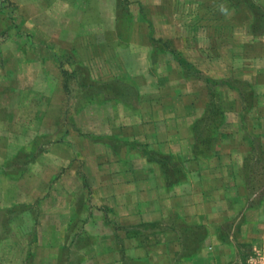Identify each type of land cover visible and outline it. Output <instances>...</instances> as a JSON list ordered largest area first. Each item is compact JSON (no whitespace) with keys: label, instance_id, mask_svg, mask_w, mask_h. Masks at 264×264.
<instances>
[{"label":"crops","instance_id":"crops-1","mask_svg":"<svg viewBox=\"0 0 264 264\" xmlns=\"http://www.w3.org/2000/svg\"><path fill=\"white\" fill-rule=\"evenodd\" d=\"M9 1L41 7L17 29L45 24V67L4 58L22 81L45 69V98L16 115L0 94V211L43 222L10 227L0 264H229L264 238V0ZM10 68L0 90L40 85Z\"/></svg>","mask_w":264,"mask_h":264},{"label":"rangeland","instance_id":"rangeland-1","mask_svg":"<svg viewBox=\"0 0 264 264\" xmlns=\"http://www.w3.org/2000/svg\"><path fill=\"white\" fill-rule=\"evenodd\" d=\"M26 13V14H25ZM119 13H122L124 16V21L126 19L130 20L131 16L126 14V8L124 6V3H121L119 6ZM41 14V7H39V2L36 1V3L33 4V7L28 10V12H25L24 9H20L17 4H14L10 2L9 0H0V18L9 20V26L5 28L1 35H0V68L4 69L6 67L10 68V63L5 57V54H14L17 50H25L28 52L29 55H32L33 57L28 58L26 60L30 62H41L43 61V66L45 67V24H40V26H37V30H35V34H27L25 32H22L20 27L23 28L24 26V20L25 15H29L30 17H33L35 21H42L40 18ZM261 12H258V15H261ZM24 16V19H23ZM259 20V17H258ZM263 21V20H261ZM20 26V27H19ZM18 28V29H17ZM18 34V35H15ZM15 36L21 38H16L15 44L10 45V47L6 46L5 48H2L5 41L9 39V37ZM51 51V50H50ZM25 60V59H24ZM58 60V58H57ZM72 63V62H70ZM50 63H47V66ZM68 67L72 64H69L67 61ZM51 66V65H49ZM66 69L67 66H65ZM44 69V68H43ZM10 77L14 75L15 81L17 82L18 86H27L29 83H37L40 85L35 86V88H29L28 90H18V91H9V90H0L1 97L4 99V97L11 98L14 97L16 100H11L13 107L16 109L15 114L18 115H25L24 112H26L27 115L31 114V110L25 109V106H23L18 99H26L28 98L31 107H36L37 105L43 108V105L41 102L45 98V69L44 71H40L37 73L36 71H31V75H29V78L26 81H22L21 78H24L25 75L20 74L19 71L11 70L10 68ZM6 71H3L1 74L2 80H0V87L3 89V86H5L6 81ZM73 82V81H72ZM76 88H73L72 92H75ZM24 93L25 96L22 95ZM72 96V95H70ZM70 99V98H69ZM68 99V100H69ZM36 103L35 105H33ZM70 103V102H69ZM68 105V104H67ZM6 106V105H5ZM70 106V105H69ZM4 107V106H3ZM69 108V107H68ZM3 110V108H0ZM33 114H35L33 108H32ZM43 111V110H42ZM67 111L65 112V116L61 119L66 121ZM1 114H6L5 111H0ZM45 115V114H44ZM65 124L68 126V124L65 122ZM37 128L39 131H37ZM42 141H40L38 144L42 146L45 150V128L39 124L38 126H35L34 128V134H40ZM4 147V146H2ZM22 157V156H21ZM42 165L45 167V162L42 163ZM36 173V171L34 170ZM253 184H257V187H250L253 190H258L261 192L260 188H264V177L259 175V171L257 173V176L254 177ZM23 189H30L33 187L31 184L30 186H27L26 182H23V184L20 185ZM255 192V193H256ZM259 192V193H260ZM13 211H16V215H12L9 212H7L6 209H3L0 211V238L5 237L10 227H13L15 225H23L24 227H27L28 230L31 231L32 238H37L38 236V222H43L42 219H39L37 221V213H38V207L36 204L27 207L26 205H20L17 206L16 209ZM27 211V212H26ZM25 212V213H24ZM29 212V214H27ZM24 213V214H23ZM26 215V216H25ZM17 218L16 221H13V218ZM11 222H14L11 226ZM26 223V224H25ZM31 223L34 224V227L30 229ZM6 232V234H5ZM21 236V234H19ZM22 237V236H21ZM18 241L21 242L20 238H18ZM236 255L233 256V259L230 261L229 264H264V238L258 237L253 242H249L248 244H243L241 250L238 251V253H235Z\"/></svg>","mask_w":264,"mask_h":264},{"label":"trees","instance_id":"trees-1","mask_svg":"<svg viewBox=\"0 0 264 264\" xmlns=\"http://www.w3.org/2000/svg\"><path fill=\"white\" fill-rule=\"evenodd\" d=\"M124 2V1H123ZM122 2V3H123ZM62 74H63V76H64V78H65V83H64V87H65V89H66V91L68 92V82L70 81V80H72V79H74V78H76V76L77 75H80V72L78 73V71H71V72H69V71H66V70H63L62 69ZM80 78V77H79ZM209 84H211V85H214V83L215 82H210V81H207ZM90 86V83L88 82V81H85L84 79H78V85H77V87H78V89H86V88H88Z\"/></svg>","mask_w":264,"mask_h":264},{"label":"clouds","instance_id":"clouds-1","mask_svg":"<svg viewBox=\"0 0 264 264\" xmlns=\"http://www.w3.org/2000/svg\"><path fill=\"white\" fill-rule=\"evenodd\" d=\"M221 10H222V11H226V9H223V8H222Z\"/></svg>","mask_w":264,"mask_h":264}]
</instances>
